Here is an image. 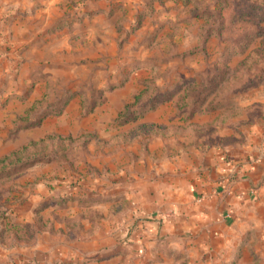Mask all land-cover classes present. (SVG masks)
<instances>
[{
	"label": "rangeland",
	"instance_id": "obj_1",
	"mask_svg": "<svg viewBox=\"0 0 264 264\" xmlns=\"http://www.w3.org/2000/svg\"><path fill=\"white\" fill-rule=\"evenodd\" d=\"M263 145L264 0L0 2V264H264V190L207 239L139 201Z\"/></svg>",
	"mask_w": 264,
	"mask_h": 264
},
{
	"label": "crops",
	"instance_id": "obj_2",
	"mask_svg": "<svg viewBox=\"0 0 264 264\" xmlns=\"http://www.w3.org/2000/svg\"><path fill=\"white\" fill-rule=\"evenodd\" d=\"M3 1L6 0H0ZM229 156L213 155L201 166L184 162L168 171L163 170L165 177L159 181L148 179L142 193L139 192V201L142 209L157 211L151 216L156 220L148 223L149 228H154L156 222L163 223L162 228L170 233H200L204 228V239L221 232L230 211L233 214L242 203L256 198L258 190H264V148ZM237 196H245L247 200L240 202Z\"/></svg>",
	"mask_w": 264,
	"mask_h": 264
}]
</instances>
